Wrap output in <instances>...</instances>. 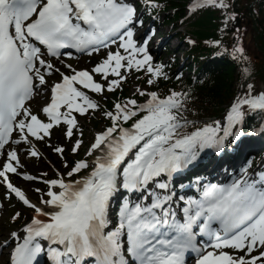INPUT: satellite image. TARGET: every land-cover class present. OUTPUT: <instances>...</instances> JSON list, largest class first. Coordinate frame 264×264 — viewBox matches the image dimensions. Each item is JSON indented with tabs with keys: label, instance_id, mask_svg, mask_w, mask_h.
<instances>
[{
	"label": "snow or ice",
	"instance_id": "1",
	"mask_svg": "<svg viewBox=\"0 0 264 264\" xmlns=\"http://www.w3.org/2000/svg\"><path fill=\"white\" fill-rule=\"evenodd\" d=\"M206 6L228 9L230 4L194 0L192 11ZM229 19L235 20L236 14ZM138 25L143 21L127 0H0V157L14 133L22 138L15 143L31 144L29 137L50 139L52 129L63 124L70 139L78 129L73 113L83 116L99 109L84 90L115 91L127 78L121 69L144 71L150 75V85L167 79L165 66L153 63L148 49L151 35L143 43L134 38ZM113 46L116 50H109L91 73L65 65L73 73L66 75L47 60L60 59L67 49L92 56ZM244 52L238 47L233 54ZM93 73L103 80L110 75L118 79L108 81L105 89ZM53 74H59L61 81L49 88L50 103L42 109L48 122H44L27 105L37 85H47L46 76ZM252 88L249 84L248 94L231 106L226 126L216 121L190 133L184 131L189 122L182 119L186 93L173 91L160 98L156 92H140L150 97L146 103L129 99L115 104L114 112L105 113L111 126L97 134L91 146L89 155L99 154L90 174L71 181L89 167L80 161L67 173L70 182L63 177L43 181L48 199L41 198V203L53 211L32 203L11 183L9 174L23 175L18 171L22 165L16 151L7 152L0 184L35 214L23 230L22 243L18 234H12L18 243L9 264H37L45 251L53 264H188L193 255L195 264H264V173L255 178L244 175L225 186L211 184L200 199L178 197L171 186L172 179L196 165L205 150L222 153L229 138L239 148L245 109L264 112V92L251 95ZM130 120L131 126L125 127ZM81 143L77 141L73 152ZM54 151L62 155L64 149ZM29 154L39 156L35 149ZM23 179L37 178L23 175ZM122 193L139 197L124 199L116 225L110 227L112 202Z\"/></svg>",
	"mask_w": 264,
	"mask_h": 264
},
{
	"label": "trees",
	"instance_id": "2",
	"mask_svg": "<svg viewBox=\"0 0 264 264\" xmlns=\"http://www.w3.org/2000/svg\"><path fill=\"white\" fill-rule=\"evenodd\" d=\"M159 9H174V19L172 22L181 17H185V0H157ZM230 7L226 9L228 17L231 14H236L245 25H250L254 34L255 55L244 53L243 56L233 53L226 54L223 58H213L216 49L209 43L210 40H221L228 45L229 50L238 45V32L233 28V20H229L226 27L221 31L223 16L218 11L212 9H204L195 12L190 21L186 22L189 27V33L194 38V46L188 52V56L194 65L191 71L194 74L184 79H159L155 82L154 92L160 98H165L175 91L178 93H186L187 100L185 108L182 111V119L189 122L184 129L185 132H192L196 127H204L208 124L207 119H220L226 105H228L241 92L244 95L248 94V85L253 86L251 95H256L264 86V0H228ZM247 69V71H246ZM190 71V72H191ZM138 73L135 72L131 76L122 81L121 89H115L113 93H108L102 96L105 102L110 106L114 101H121L125 104L131 92V80ZM141 85H145L148 77L145 73H139ZM152 90V91H153ZM141 100V96L136 97ZM248 126L256 124V120L264 121V114L255 113L245 109ZM259 114V116H257ZM90 114L81 119L85 121L91 120ZM138 119V118H137ZM105 123L111 124L109 118H105ZM133 121L131 122V124ZM54 145L64 149L68 162L72 163L69 158L70 144L66 142L61 130L55 131L53 139ZM47 147V148H46ZM48 158L62 171L68 170L66 162L60 160L50 148L46 146ZM82 151L78 154L81 157ZM34 171L41 170L48 172L50 176L53 171L50 168L49 162L40 160L34 163ZM35 186L40 184L33 183ZM34 195V194H33ZM35 196V195H34ZM25 217L24 213L20 212V216L16 221L22 220Z\"/></svg>",
	"mask_w": 264,
	"mask_h": 264
},
{
	"label": "rangeland",
	"instance_id": "3",
	"mask_svg": "<svg viewBox=\"0 0 264 264\" xmlns=\"http://www.w3.org/2000/svg\"><path fill=\"white\" fill-rule=\"evenodd\" d=\"M128 1V0H127ZM129 2V1H128ZM131 2H133L134 6L137 8V15L139 16L141 14V11H142V2L141 0H131ZM217 10H219L220 14H224V11L223 9H219V8H216ZM160 18L159 16H153L152 18L150 19H147V27L149 25H151V19H154L155 21V26L158 28L157 30H160V28L162 27L163 28V20L165 19H169L171 18V14L169 13H162V15L160 14ZM244 25H242V27L240 29H237V32H238V45L237 47L234 48V50L238 47H243L245 52L244 53H247V54H250V55H255L256 54V50H255V43H254V34H253V30L252 28L250 27V25H245V21L243 22ZM175 25H178V30H176V32H180L182 33L183 35L186 34L187 30H189V27L188 25L186 24L184 27L180 28V22H177V24ZM171 27H166L165 29H170ZM144 29L141 31L143 32ZM140 32V34H141ZM176 32H171V33H176ZM166 33V32H165ZM161 36L162 34L161 33H158L156 36H154L150 42H149V51L153 53L152 57H158V59H161V58H164L165 61L167 60L168 63L167 65L169 64V66H172V64L174 63V60L176 59V64L175 66H173V71L172 73L170 72V74L176 78H179L181 77L182 75L184 76H189V74L187 73V70H186V67H190L189 63H190V60L191 58L190 57H181V54H180V50H183V51H187L190 46L187 42L186 39H188V37H183V40H180V41H177V40H170L167 44V47L164 48L162 50L161 53H156L153 51V48L159 43V40L161 39ZM145 39V38H144ZM222 47L224 48L223 50L226 51V44L225 43H222L221 46H220V49L222 50ZM115 48L113 49H106V50H102L99 52V55L100 56H104L106 57L107 55V52L109 50L111 51H114ZM152 49V50H151ZM167 49H170L171 51L168 52V54L166 53V50ZM234 50L232 49L231 50V53H234ZM223 51V52H224ZM95 54L94 53L92 56H85L83 58H80V59H75L76 63L74 64V62H67V63H70V64H73L75 65V69H87V70H91V65L89 64V62L91 61V59L93 57H95ZM175 58V59H174ZM67 63H65L64 65H67ZM58 67V65H57ZM53 81H58V74H53L52 77ZM109 81V80H108ZM108 81L105 82L108 84ZM153 86V84H148L144 87H142L141 85H139L138 83V80L135 78L132 80V91H131V95L132 94H137V93H140V92H149V88H151ZM262 88V87H261ZM40 93V87L38 88V91L36 92V96H38V94ZM49 93V91H47V94ZM48 98V97H47ZM44 99L42 100L41 102L45 103V100ZM148 97H146V99H148ZM91 99H93L95 102L99 103V106L100 107H103V112L107 110H105L104 108H107V104L103 101V100H98L96 97H91ZM34 102L35 100L33 99V102L29 103L28 107L31 108L32 112H35V113H38L39 111V106L36 107L34 106ZM42 103V104H43ZM103 112H101L100 114H94L93 115V119L94 121L93 122H87V121H81L79 124V128H81V132L80 133H84L85 135V140H84V144H83V151H84V155L89 151V149H91V146H90V143L92 141V135L93 134H97L99 132H101L103 130L104 127V124L100 121V119L102 118V114ZM226 121V120H224ZM18 139H22L20 136L17 137ZM29 139L32 141L31 144L29 143H19L17 144L18 146H12L16 152L19 153V158H20V162H21V165L22 167L18 170L19 172H21L22 174H25V175H31L33 177H36V178H39V177H43L44 179L46 180H52V179H57L58 178V175H53V176H49L48 178L46 176H40L39 174H37V171H34V162H36V160H34L36 157H31L30 154H29V151L30 149H35L39 155L41 156L42 155V151L39 149V146L40 144H42L43 142L41 141V143L39 141H35L33 138L29 137ZM39 145V146H38ZM43 145V144H42ZM41 148V147H40ZM45 149V148H44ZM47 156V154H46ZM45 156V157H46ZM259 157L262 159L260 162H259V165H257L255 168L251 169L250 170V173L249 175H255L258 176V174L260 173H264V156L261 157V153L259 155ZM5 159V156L4 158L2 159V161ZM96 159V153L94 152L93 153V157H92V160L90 163H93V160ZM52 167L55 168L52 164ZM84 174H87V172H81L79 174V176L81 177L82 175ZM12 175H15V174H12ZM241 175V174H240ZM78 176H75V178L72 180V181H75L77 180L78 178H80ZM243 177V175H241V178ZM50 178V179H49ZM69 180V178H68ZM21 187L17 186V188L21 189L25 194H26V197L32 202V203H38V204H41V199L39 198L38 196V199L34 198L35 196L33 195L32 193V188H31V183H23L21 182L19 184ZM8 196L4 195V194H1L0 196V205H2V207H0V211L2 212V217L0 219V228H1V243L7 245V244H10L9 242L13 241V236L12 234L13 233H18L20 232L19 230V227L20 225L16 224V225H12L10 224V218L11 216L14 214L13 211L15 210H21V211H25L27 213V215H32L33 214V211H30V210H24L22 206H20L14 199L11 201L9 198H7ZM47 199V198H46ZM45 199V200H46ZM7 225V226H6ZM9 226V228H8ZM243 254V253H242ZM0 260H1V257H0Z\"/></svg>",
	"mask_w": 264,
	"mask_h": 264
},
{
	"label": "bare ground",
	"instance_id": "4",
	"mask_svg": "<svg viewBox=\"0 0 264 264\" xmlns=\"http://www.w3.org/2000/svg\"><path fill=\"white\" fill-rule=\"evenodd\" d=\"M161 45L162 43H159V45L156 46L158 50L160 49ZM47 87L48 84L43 86L42 92L39 94L38 98H36L37 101H41L47 96L46 94ZM239 147L243 149L241 148L237 149V147L235 146L236 150L230 154L233 156L232 159H230V157L228 156L220 159L210 158L206 161V163L202 166V173L207 178V180L214 179L216 182L212 184L223 185L225 182L239 179L241 177L239 173V168L242 167V164L244 163L245 159L249 158L251 154H255L262 147V145L261 142L254 141L249 143L248 142L240 143ZM98 154L99 152L97 151V155ZM239 154H241V157H238ZM94 161L95 160H93L92 169L78 180H81L90 174V172L94 168ZM250 178H255V175L253 174L252 176H250ZM207 186L208 185H206L205 187ZM37 206L47 209L45 205H37ZM5 257H6L5 254L2 255L1 263H4Z\"/></svg>",
	"mask_w": 264,
	"mask_h": 264
},
{
	"label": "water",
	"instance_id": "5",
	"mask_svg": "<svg viewBox=\"0 0 264 264\" xmlns=\"http://www.w3.org/2000/svg\"><path fill=\"white\" fill-rule=\"evenodd\" d=\"M240 24H241V20H240L239 17H237V18L235 19V23H234V25H235L236 28H240Z\"/></svg>",
	"mask_w": 264,
	"mask_h": 264
}]
</instances>
